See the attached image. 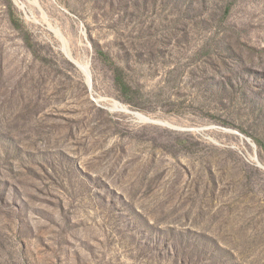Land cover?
Here are the masks:
<instances>
[{"label":"rangeland","instance_id":"obj_1","mask_svg":"<svg viewBox=\"0 0 264 264\" xmlns=\"http://www.w3.org/2000/svg\"><path fill=\"white\" fill-rule=\"evenodd\" d=\"M0 112L72 122L45 156L0 137V264H184L210 230L230 253L200 264H264V0H0Z\"/></svg>","mask_w":264,"mask_h":264},{"label":"trees","instance_id":"obj_2","mask_svg":"<svg viewBox=\"0 0 264 264\" xmlns=\"http://www.w3.org/2000/svg\"><path fill=\"white\" fill-rule=\"evenodd\" d=\"M230 6H226L225 10H223V20L226 17L227 13L230 10ZM12 19L15 23V18L12 15ZM31 47V44H29ZM111 67L113 69V73H114V81L116 86L118 87V89L125 95L129 92L132 91V88L130 86V84L128 83V81L125 78V74L124 71L118 67L110 58H108ZM98 110H101L100 108H97ZM0 116H1V112H0ZM28 114H26V117L23 115H16L14 117V119L16 120H21L23 121V123H25V121L28 120ZM64 120L66 123L70 124L72 123L69 120H65L62 117H54V116H45L43 114V112H40L39 114H35V119H33L32 121H34L33 124H31L30 126H25L26 124H23L21 126H16L13 127L9 124V120L5 121L3 119H0V137H2V139H4L5 141L8 142H13L14 143V150L18 153L20 152H24L23 147L25 146L24 144H26L28 149H31L32 146L35 145L36 142L42 143V140L45 141L44 146L42 147V149L37 148L38 153L41 156H45L46 154V144H47V140L48 138L54 133L55 129L53 128V125H55L56 123H58V121ZM2 121L4 122V124H2ZM62 123V122H61ZM65 123V124H66ZM48 126V129L46 130ZM50 126V127H49ZM52 127V128H51ZM25 135V137H24ZM23 137V139H25L22 143V141L18 138V137ZM27 141V142H25ZM186 139L181 140L182 143H186ZM10 142V143H11ZM60 147H57L55 149H59ZM49 152H51V150L49 148H47ZM61 150V149H59ZM25 154H27V152H25ZM64 156V155H63ZM59 161H60V154L58 153L55 156ZM36 165V168L42 172L41 175H38L32 168L29 167V165L24 166V169L26 170V174H25V179L28 180V178L32 179L33 183H39L36 185H32L31 188H28L29 190H43L41 192H38L39 196H42L43 199H54L56 200L59 205L64 206L65 203L63 201V199H61L59 196H56L54 194H48V190H52L53 186L50 187L48 184H45L47 178H49V175L46 172L45 169V165L40 163V162H34ZM34 165V164H33ZM18 177H21V172H17L16 173ZM25 186H23L21 183L19 184L18 188L20 190L24 189ZM26 189V188H25ZM47 192V195L45 194ZM1 198H0V204H2L4 201V195L0 192ZM51 199V201H52ZM50 203V202H48ZM54 205V204H52ZM220 230V229H219ZM184 233H188L191 232V230H189L188 228H186V230L182 231ZM211 230L208 232H202V234H199V238L200 241H202L203 243L200 242H194V243H190L186 240L184 244H179L180 246H178L177 250L179 253V259L180 261H183L184 264H200L201 262H203L204 260V251L206 253V251H213L215 248H217V250H219L220 252L223 253H230V247L226 246L227 242L219 240L215 237H213L210 234ZM233 245V244H232ZM242 246H238V244H234V247L232 248L233 251L235 252H242V248L244 246V244H241ZM250 245V244H249ZM246 247V246H244ZM231 250V251H232Z\"/></svg>","mask_w":264,"mask_h":264},{"label":"water","instance_id":"obj_3","mask_svg":"<svg viewBox=\"0 0 264 264\" xmlns=\"http://www.w3.org/2000/svg\"><path fill=\"white\" fill-rule=\"evenodd\" d=\"M84 73H86L87 75V78H88V84L90 86V89L92 90V76H91V71L89 69V67L85 68V67H82ZM100 102V100L98 101ZM110 110L112 111H116V110H119V111H122V112H126L130 115H132L133 117H135L136 119H138L140 122H147V123H153V124H158V125H164V126H167V127H170L172 129H177V130H185V131H196V132H200L202 133L203 131L205 130H209V129H219V130H223V131H228V132H232V130H229V129H223L221 127H218V126H206V127H198V128H193V127H181V126H176L168 121H164V120H161V119H155V118H150V117H140L138 116L137 112L136 111H125L124 109L122 108H119L117 106H111L109 107ZM237 134H239L238 132H235ZM248 141H250V139H247ZM256 162L259 166H262V164L259 162L258 160V157L256 156Z\"/></svg>","mask_w":264,"mask_h":264},{"label":"bare ground","instance_id":"obj_4","mask_svg":"<svg viewBox=\"0 0 264 264\" xmlns=\"http://www.w3.org/2000/svg\"><path fill=\"white\" fill-rule=\"evenodd\" d=\"M86 68V67H85Z\"/></svg>","mask_w":264,"mask_h":264}]
</instances>
